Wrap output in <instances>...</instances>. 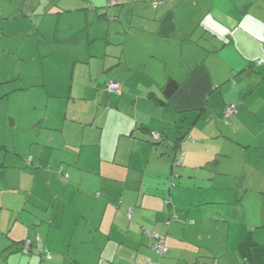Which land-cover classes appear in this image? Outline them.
Here are the masks:
<instances>
[{
    "label": "crops",
    "instance_id": "0c3cea01",
    "mask_svg": "<svg viewBox=\"0 0 264 264\" xmlns=\"http://www.w3.org/2000/svg\"><path fill=\"white\" fill-rule=\"evenodd\" d=\"M55 1L86 14L94 43L49 92L27 169L13 166L33 209L0 193L2 251L29 239L54 256L26 264H264V0Z\"/></svg>",
    "mask_w": 264,
    "mask_h": 264
},
{
    "label": "rangeland",
    "instance_id": "374dc122",
    "mask_svg": "<svg viewBox=\"0 0 264 264\" xmlns=\"http://www.w3.org/2000/svg\"><path fill=\"white\" fill-rule=\"evenodd\" d=\"M24 1L0 0V15L3 16L0 17V27L9 35V38L5 36L0 39V193L2 191L3 199L11 204L21 201L20 206L24 204L25 207L20 213L26 216V210L33 209L30 205L36 197L31 193L26 201L23 191L10 189L12 184L15 189L27 184L26 177L15 181L13 173L16 169L13 166L22 165L27 169L26 159L32 161L30 156L33 155L29 152L38 149L34 148L37 144L33 142L46 121L48 94L61 83L70 82L75 54L83 57L87 47L94 43L87 38L94 25L88 26L87 16L81 12L54 10L52 6L57 4L55 0H48L46 5L37 3L33 10L27 8L23 11L20 8ZM10 4H18L15 13L2 11ZM7 48L11 52L4 54L3 49ZM95 48L94 52L103 53L100 46ZM60 98L58 95L52 100ZM5 187L9 188L3 189ZM13 197L14 200H11ZM258 208H261L260 204ZM213 231L219 236L217 228H213ZM15 233L22 236L18 228L14 230ZM11 236L12 233L0 234V264H26L27 256L32 252L26 254L14 245L2 251ZM211 244L218 246L220 243L211 241Z\"/></svg>",
    "mask_w": 264,
    "mask_h": 264
},
{
    "label": "built area",
    "instance_id": "2783aa9c",
    "mask_svg": "<svg viewBox=\"0 0 264 264\" xmlns=\"http://www.w3.org/2000/svg\"><path fill=\"white\" fill-rule=\"evenodd\" d=\"M155 6H157V4H155ZM108 88H109L110 91L120 92L122 90V84L120 82H117V81H111L108 84ZM235 112H236V107L234 105H230L226 109V116L230 117ZM159 136H160L159 133H157V132L153 133V137L155 139L158 140ZM62 171H63V169H62ZM132 214H133V209L131 208V209H129L128 216L131 218ZM177 218H178V215L176 214L174 216V219H177ZM143 232L145 234H149L150 236L154 237L155 241L153 242L152 248H153V250H155L159 254L160 258H162L166 254H168L169 247L166 244V235L157 234V233H155V232H153V231H151L150 229H147V228H143ZM31 245H32L31 240H27L24 243V252L25 253H27L29 251ZM38 246H39L40 251H42V252L44 251V252L47 253L46 257L48 259L52 258V254L50 253V251H48L47 249H44L40 243L38 244ZM132 264H138V263L133 262ZM144 264H159V262H153L152 260H148Z\"/></svg>",
    "mask_w": 264,
    "mask_h": 264
},
{
    "label": "trees",
    "instance_id": "16d2710c",
    "mask_svg": "<svg viewBox=\"0 0 264 264\" xmlns=\"http://www.w3.org/2000/svg\"><path fill=\"white\" fill-rule=\"evenodd\" d=\"M110 83V82H109ZM108 83V84H109ZM180 82L179 81H177V80H175V79H173V78H171V79H169V81L165 84V86H164V88H163V90H164V93L166 94V96L168 97V98H170V97H172V95L179 89V87H180ZM228 106H230V105H228ZM227 106V107H228ZM227 107H226V109H227ZM236 107V106H235ZM226 109H225V117H226V119L228 120V122H229V119L235 114H233L232 116H230V117H227L226 116ZM155 132V131H154ZM154 132H152V134L154 133ZM158 133V132H157ZM159 139L157 140V139H155L153 136H152V139H153V141L154 142H161L162 141V134L161 133H159ZM27 240H29V239H27ZM27 240H22V241H20V245H21V250H23V252H24V243L27 241ZM40 243V240L34 245L33 243H32V245H31V247H30V249H29V251L26 253V254H28V253H31L33 250H36L37 252H40L41 254H43L44 255V257H46V255H47V253L46 252H42V251H40V249H39V246H38V244ZM41 244V243H40ZM42 245V244H41ZM43 247V246H42ZM25 253V252H24ZM47 258V257H46Z\"/></svg>",
    "mask_w": 264,
    "mask_h": 264
}]
</instances>
